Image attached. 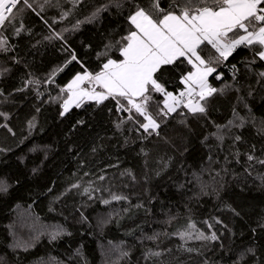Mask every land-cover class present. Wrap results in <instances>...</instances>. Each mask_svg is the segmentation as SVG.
<instances>
[{
  "label": "trees",
  "instance_id": "obj_1",
  "mask_svg": "<svg viewBox=\"0 0 264 264\" xmlns=\"http://www.w3.org/2000/svg\"><path fill=\"white\" fill-rule=\"evenodd\" d=\"M29 3L18 5L19 36L0 30L9 45L0 51V72L8 69L0 75L8 114L0 117V264H236L241 253V264H264V61L240 46L213 63L209 84L223 91L208 98L206 114L181 105L157 116L162 96L153 93L149 112L160 127L151 134L139 127L143 116L118 111L111 97L61 116L62 89L77 73L100 71L106 45L107 56L120 58L116 42L133 6L123 0L89 20L110 0ZM201 55L219 54L209 45ZM190 68L178 62L165 72L167 90L178 95ZM200 232L219 238L197 239ZM149 249L162 254L145 259Z\"/></svg>",
  "mask_w": 264,
  "mask_h": 264
},
{
  "label": "snow or ice",
  "instance_id": "obj_2",
  "mask_svg": "<svg viewBox=\"0 0 264 264\" xmlns=\"http://www.w3.org/2000/svg\"><path fill=\"white\" fill-rule=\"evenodd\" d=\"M45 2L48 3L50 0ZM75 2L76 0H73L74 5ZM128 2L133 6L127 17L130 29L127 35L116 42L120 58L113 59L107 56L113 45H106L105 52L98 53V56L107 57L100 71L93 74L85 69L83 74L77 73L66 89H62L67 91L68 96L63 100L61 116L73 105L80 107L85 99L101 103L111 97L116 100L118 111L130 112L134 109L143 116L146 122H140L139 127L151 134L149 130L155 132L160 127L157 119L149 112L150 103L154 102L153 93L162 96V100L156 102L157 116L175 113L181 105L193 115L206 114L208 98L218 91H223L212 87L208 82L209 76L217 71L211 66L213 63L226 61L240 46L252 49L254 57L264 61V0H168L167 7L162 6L164 0H148L147 6L137 3L136 0ZM21 4L32 8L29 0H0V30L11 27L14 35H20L23 23L17 26L15 21L17 13L23 12V8H18ZM110 6L121 8L123 0H110V4L98 8L88 19L98 18L100 12L106 11ZM67 14L62 13V18ZM209 45L219 54L218 57L206 59L201 55L204 47ZM8 50V37L0 31V51ZM72 60H76L74 54ZM178 62L186 63L191 68L181 74L180 82L184 88L177 95L167 90L162 78L171 67L178 66ZM232 67L235 69V65ZM7 71L8 69H3V72ZM3 72H0V75ZM259 75L264 77V72ZM216 78H221L220 74ZM85 82L94 86L91 89L84 88L82 85ZM95 85L103 91H96ZM121 100L126 101V104L121 103ZM160 104L162 107H159ZM0 117L7 119L8 114L0 111ZM232 123L229 121L230 125ZM32 126V121H29V127ZM237 126L242 127L243 121ZM0 127L7 125L0 124ZM8 131L12 132V129L8 128ZM217 138L223 140L222 135ZM240 139L238 135L235 137L236 141ZM247 159L252 161L257 158L249 154ZM257 162L264 165V160L257 159ZM99 179L104 180L105 177L100 176ZM79 187V184L72 185V188ZM6 190V185H0V191ZM83 191L88 193L89 188L85 187ZM112 199L121 200L127 197L113 194ZM103 202L107 204L109 201ZM189 227L194 228L195 225L190 224ZM57 235L59 233L53 234L52 239H56ZM159 235L157 233L146 239L155 240ZM186 235L189 234L180 233L181 238ZM218 238L215 232L210 236L200 232L197 236V239L211 241ZM187 250L193 251L191 248ZM247 253L254 256L255 249L248 248ZM161 254L149 249L145 259L159 257ZM122 255L127 256L128 253L123 252ZM244 255L241 253L236 264H241Z\"/></svg>",
  "mask_w": 264,
  "mask_h": 264
},
{
  "label": "rangeland",
  "instance_id": "obj_3",
  "mask_svg": "<svg viewBox=\"0 0 264 264\" xmlns=\"http://www.w3.org/2000/svg\"><path fill=\"white\" fill-rule=\"evenodd\" d=\"M81 74H83V72H81ZM210 76H211V75H210ZM210 76H209V78H210ZM209 78H208V82H209ZM82 87L87 88V89H91V88H92L91 85L88 84L87 82H85V84L82 85ZM96 91H103V90L96 88ZM66 99H67V98H66ZM85 101H93V100L85 99L84 102H85ZM94 101H95V100H94ZM74 106H75V105H73L72 107H74ZM72 107H71V108H72ZM71 108H70V109H71ZM70 109H69V110H70ZM62 110H63V109H62ZM18 225H19V223H18Z\"/></svg>",
  "mask_w": 264,
  "mask_h": 264
},
{
  "label": "crops",
  "instance_id": "obj_4",
  "mask_svg": "<svg viewBox=\"0 0 264 264\" xmlns=\"http://www.w3.org/2000/svg\"><path fill=\"white\" fill-rule=\"evenodd\" d=\"M91 85V87H93L94 85H92V84H90ZM95 87L96 88H98V89H101L98 85H95ZM101 90H103V89H101ZM179 109V108H178Z\"/></svg>",
  "mask_w": 264,
  "mask_h": 264
}]
</instances>
